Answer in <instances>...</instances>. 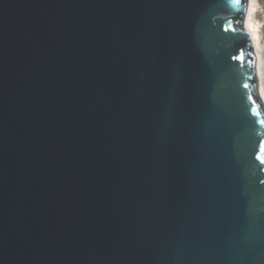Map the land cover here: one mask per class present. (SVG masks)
Listing matches in <instances>:
<instances>
[{
    "label": "water",
    "instance_id": "95a60500",
    "mask_svg": "<svg viewBox=\"0 0 264 264\" xmlns=\"http://www.w3.org/2000/svg\"><path fill=\"white\" fill-rule=\"evenodd\" d=\"M252 0H0V264H264Z\"/></svg>",
    "mask_w": 264,
    "mask_h": 264
},
{
    "label": "bare ground",
    "instance_id": "6f19581e",
    "mask_svg": "<svg viewBox=\"0 0 264 264\" xmlns=\"http://www.w3.org/2000/svg\"><path fill=\"white\" fill-rule=\"evenodd\" d=\"M256 0H252L251 5L249 7L248 12L246 13L245 16V21H244V27L248 28L250 31L251 35V41L255 47L256 54H257V61H258V81L261 85V95H260V100L264 104V73H263V59H262V54H261V41H260V33H259V28L258 27V22H257V17H256Z\"/></svg>",
    "mask_w": 264,
    "mask_h": 264
},
{
    "label": "rangeland",
    "instance_id": "374dc122",
    "mask_svg": "<svg viewBox=\"0 0 264 264\" xmlns=\"http://www.w3.org/2000/svg\"><path fill=\"white\" fill-rule=\"evenodd\" d=\"M255 3H256V10H257L256 17H257V22L259 23L258 27H260L259 33H260V41H261V49H262L261 54H262L263 66H264V0H256ZM263 73H264V70H263Z\"/></svg>",
    "mask_w": 264,
    "mask_h": 264
},
{
    "label": "snow or ice",
    "instance_id": "6c2138e0",
    "mask_svg": "<svg viewBox=\"0 0 264 264\" xmlns=\"http://www.w3.org/2000/svg\"><path fill=\"white\" fill-rule=\"evenodd\" d=\"M231 3H233L234 5H237V4H235V0H231ZM237 6H239V5H237Z\"/></svg>",
    "mask_w": 264,
    "mask_h": 264
}]
</instances>
